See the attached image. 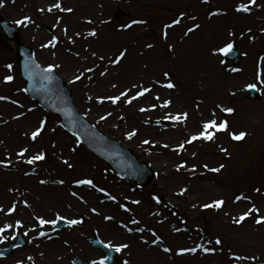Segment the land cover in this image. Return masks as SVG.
I'll return each instance as SVG.
<instances>
[{"label": "rangeland", "instance_id": "rangeland-1", "mask_svg": "<svg viewBox=\"0 0 264 264\" xmlns=\"http://www.w3.org/2000/svg\"><path fill=\"white\" fill-rule=\"evenodd\" d=\"M38 1L3 0L0 14L20 27L23 41L33 48L36 59L41 64L52 65L56 69L71 90L77 109L109 137L130 148L141 161L149 164L157 175L148 188H134L133 183L119 179L117 186L113 172L88 153L75 138L68 135L56 117L41 109L36 102L25 95L16 66L11 59L13 45L8 42L0 45V97H4L0 99V116L7 115L16 124L15 133L11 132L8 135V132L2 130L5 120H0V158H4L5 148L9 147L12 141L14 142L12 152L27 149L22 156H19L21 164L23 163L26 169L21 170L13 185L17 188L22 187L27 177L26 173L31 168L33 171H46L57 181L62 182L65 194L75 203H79L82 198L73 191V188H76L77 192L89 191L78 188L79 186L95 188L109 197V200L105 198L106 203L101 201L99 204L100 210L97 216L92 213L89 204L86 206V202L84 206L82 205L83 210L79 214H73L67 208L69 204L67 207L53 208L48 212L38 210L39 217L46 221H54L57 216L67 221H80L71 226L68 224L63 230L53 233L49 231L52 223H47L44 232L48 236L62 234L68 239L66 246H59L58 249L52 247L51 252L59 255L60 259L51 260L52 262L48 264H71L74 257L79 258L83 264H92L93 261L99 264L103 252L89 244L87 240L89 234L97 235L106 244L128 245L120 252L115 251L112 264H125V262L142 264V261L137 259V244L130 238H121V235L110 227L106 228L108 224L104 218L115 215L119 206L127 210L126 217L136 221L134 224L143 229L147 238L160 245L164 252L161 264H234L232 257L241 251L244 243H248L251 247L264 246V225L254 226V220L264 217V196L255 195L256 192L264 195V54L261 49V46L264 47V19H262L264 10L259 1L250 3V0H94L93 9L80 10L79 18L101 20L103 29L137 28L139 33L131 41L135 51L146 48V51L159 59V69L155 73L149 71V66L144 64L147 62L128 66L125 64V58L121 61L112 60L109 66L114 72L104 85L98 77L91 79L84 76L77 79L78 68L86 67L85 63L79 59L80 65L74 66L77 64L74 62L73 53L61 50L63 44L67 45L75 41V35L80 28L76 23L72 26L68 25L63 12L66 5H73L76 0L60 2L45 0L53 5L56 3L61 5L60 9L52 5V11L48 10L45 13L46 18L40 14ZM193 3L202 6L208 3L225 13H231L234 4L241 3L248 5L250 10L238 11L237 17L241 15L244 19L238 25L227 21L219 31L215 30L216 26H211L204 33L200 47L194 46L191 42L186 44V40L200 30V27L195 30L200 26V18L196 19L199 23H195L190 14L182 15L181 20L184 27L190 25L189 29L192 31L185 32L182 35L183 39L176 40L170 35L166 38L163 29L169 26V20L174 19L176 8L186 5L191 7ZM6 6L8 7L5 8ZM76 9L72 13L76 12ZM17 21L22 22L17 23ZM44 23L53 27L52 33L44 31ZM229 29H232L234 34H231ZM236 30L247 39H239ZM213 32L215 34H212ZM229 43L236 45L241 53L238 64L226 60L219 51ZM209 50H214L223 64L222 69L218 70V76H216L217 71L215 72L216 77L205 67L208 65L206 56ZM115 51L114 46L108 48V54H113ZM129 59L132 60L130 57ZM225 67L228 70L224 69ZM66 69H73L70 71L74 76L73 81L65 73ZM118 70H121L120 73L114 77ZM224 73L225 83L227 80L229 83L232 77L240 79L238 84L240 91L234 96H222L218 90V84L221 82L219 75L223 76ZM7 76H11L12 80L6 81ZM168 83H172L174 87H167ZM249 84L256 85L255 88L261 94L259 99L253 101L246 97ZM167 92L172 93L167 94ZM113 97L119 99L113 103L111 99ZM129 99L133 107H144L143 111L139 112L143 117L140 125L132 121L134 117L128 113L130 109L125 107L129 104L127 102ZM226 108L234 111L231 113L222 111ZM175 110L177 116L185 118L187 124L195 120L192 113L196 112L199 122L203 124L213 119L217 124L226 121V130L209 129V132L214 133V138L211 140L202 138L200 141L197 139L191 141L188 138L183 151L186 157L180 155L177 150L171 153L166 145L170 143L174 145L173 142H176V137L173 138L172 134L176 124L172 117ZM156 120L164 122L162 125H155ZM41 122H43L42 127ZM118 124H123V127H119ZM38 128L41 130L36 137L37 147L34 148L27 144L28 138L24 135L25 132L30 135ZM201 131L203 132V130H194L192 135L199 137ZM57 132H61L69 140L68 166L58 162L46 148L47 142H51ZM241 132L246 134L243 138L233 139V134ZM127 133L134 135L129 138ZM11 136H14V139ZM153 144L157 147H152ZM40 154H43V159L31 164L27 163L31 157ZM157 163L163 164L162 171L167 173L166 175L158 176ZM205 163L220 169L215 175L225 184L224 189L228 188L232 191L241 188V193L247 194L248 202L245 206L233 212L236 220L253 207L258 210L237 223L240 225L239 228L227 224L221 225L212 210L200 212V208L197 207L190 212L185 209L187 194L182 191V184L175 181L179 179L190 184L202 181L203 177L189 178V174L199 173L198 170L207 166ZM176 164L186 166L189 171L174 170ZM87 180H91L92 184L78 185L80 181ZM51 185L55 186V184ZM170 185H175L176 189H172ZM258 188L260 191H257ZM131 195H134L135 199L131 198ZM159 197L165 201V204L160 203ZM123 198L129 202H125ZM133 200H136V204H132ZM107 203L111 206H106ZM147 207L154 208L159 213L160 218H157L160 222H156L155 218L144 212ZM21 211L22 208L19 207L15 216L20 215ZM169 222L174 226L167 225ZM144 224L154 227L155 231ZM113 226L119 229L118 225ZM183 226L186 228L178 233ZM72 232L77 236L71 242ZM198 232L202 244L199 247L200 254L190 258L178 255L179 250H184L192 241V236ZM9 233L12 235L11 238L9 239L8 236L6 240L0 241V247L7 246L17 233L23 237L24 246L16 248L8 255L0 256V260H7L16 254L15 252H19L17 257L26 258L35 246L30 247L29 238L21 229ZM125 233L131 235L129 232ZM133 236L135 238L136 235ZM217 239L221 241L220 244L216 243ZM113 249L115 250L114 247ZM155 262L148 258L145 264H156ZM244 262L256 264L250 260ZM27 263L45 264L36 261Z\"/></svg>", "mask_w": 264, "mask_h": 264}, {"label": "bare ground", "instance_id": "bare-ground-1", "mask_svg": "<svg viewBox=\"0 0 264 264\" xmlns=\"http://www.w3.org/2000/svg\"><path fill=\"white\" fill-rule=\"evenodd\" d=\"M64 1V0H58ZM261 7L264 10V0H258ZM94 0H76L73 5H66L65 12V22L72 26L73 23L78 24L80 28L78 29L77 35H75V41L69 44H63L62 49L66 52H72L75 56V61L78 66L80 65V60L85 63L86 67L78 68L80 70V76H88L91 79L98 77L102 85H104L108 79L113 75L114 70L109 66L112 60L118 59L122 60L125 58V64L128 66L138 65V62H147L144 63L149 66V71L151 73H155L159 69L158 65V57L156 55L151 54L149 51H146V48H143L140 51H135V48L131 41L133 38L138 35L137 28H121V29H103L102 21L98 19H89V18H79L78 12L80 10H84V8L93 9ZM38 7L40 14L43 15V18H46L45 14L48 9L53 5L51 2H46L45 0H39ZM242 4V3H241ZM241 4H234L233 11L231 13H225L217 8H214L210 4L199 5L198 3H193L191 7L183 6L177 7L174 19L170 20V24L168 27L164 28L165 37L168 38L170 35L173 39L179 40L183 39L182 36L185 32H187L190 28V25L184 27V23L181 20L182 15L190 14L191 18H194L195 23H199L196 21L197 18H200V26H198L195 30L200 27V30L192 35V38L186 40V44L189 42L193 43L194 46L200 47L202 39L204 37V33H206L211 26H216V31L221 30L223 24H226L227 21L230 23L234 22V25H238L243 22V18L241 15H238L237 7ZM44 6V7H43ZM69 6V7H68ZM6 6L5 8H7ZM43 7V8H42ZM77 8V9H76ZM67 9H71V11H67ZM76 9V12L72 13ZM254 17V16H252ZM243 19V20H242ZM264 19V14L262 16ZM176 21H179L176 23ZM131 25V24H130ZM128 25V26H130ZM232 28V27H231ZM231 34H234L232 29H229ZM95 32V35H90L89 33ZM236 33L240 38L247 39L243 34L239 33L236 30ZM212 34H215L213 32ZM249 40V39H248ZM115 47L116 51L113 54H108V48ZM119 48V50H118ZM262 53L264 54V47L262 48ZM60 50V49H59ZM118 51V52H117ZM121 53L123 55L121 56ZM132 58V60L129 59ZM206 58L208 65L205 66L207 70L212 72L214 77L218 76V70L222 69L223 64L218 58L216 52L214 50H209ZM80 59V60H79ZM73 62V63H74ZM73 66V67H74ZM75 68V67H74ZM73 68V69H74ZM73 69H66V72L69 79H72L73 75L70 74V71ZM224 69L228 70L227 67ZM121 70L117 71V77ZM217 71V72H216ZM109 72V73H108ZM134 72V71H132ZM216 72V76H215ZM220 84H218V90L222 96L231 97L236 95L239 89L240 79L231 78V81L228 83L224 82L225 73L223 76L219 75ZM156 82L155 79H153ZM172 92H167V94H171ZM126 105V109H130L128 113L132 114L133 122L140 125L143 121V117L140 115V111H143V106L133 107L130 104ZM196 110V109H195ZM207 110V109H205ZM195 120L187 124L185 118L176 119L177 110L172 113V117L175 119L176 124L174 125V131L172 132L173 138L176 137V142L173 144H168L167 149L169 152L178 151L180 155L186 154L183 152L187 139L190 138L191 141H194L193 132L194 130H204L203 123L199 122L198 115L196 112L192 113ZM5 120V126L2 127V130L8 135L11 132L16 131L15 123L11 121V118L7 115L0 116V120ZM119 127H123V124H118ZM141 128V126H140ZM28 141L27 144L29 146H33L36 148L37 142L36 139L33 140L32 136L28 135L25 132ZM129 133H127V136ZM14 139V136H11ZM10 139V140H12ZM197 140H201V137H198ZM69 140L65 137L61 132H57L54 134L53 139L47 142L46 148L48 152H50L56 159H58L62 164L68 165L70 158V150H69ZM182 146V147H181ZM152 147H157L153 144ZM210 161V160H208ZM1 162V161H0ZM159 162V161H157ZM207 166L204 167V171L196 173V177H203L202 181H198L194 184L185 183L182 180L177 179L175 182L181 183L182 191L184 194H187V200L185 203V209L193 212L197 207L200 208V212H203L204 209L212 210L214 217L217 219V222L222 224H227L231 226H238L236 223V216L233 215V212L236 209L243 208L247 201V194L245 195L242 192L241 188H237L234 190H230L228 188H223L225 184L221 182V180L216 176L219 171H213V169H218L211 167L209 164L205 163ZM11 165V166H10ZM8 167L13 171L14 167L10 164ZM162 163H157V171L158 176L166 175L164 171H162ZM6 167L0 165V241L7 238L9 235L4 233L5 230H13L20 226H22L25 235L30 238V244L33 245L34 248L30 253H28L27 258H19L17 255L19 252H15L12 257L7 258V260H0V264H27L28 261H36L40 263L48 264L52 262L51 260L60 259L59 255H54L51 252L53 246L57 249L59 246H66L68 239L58 234L56 236H45L41 235L43 233V229L45 224L40 223L38 210L42 212H48L49 210H53V208L57 207H67L73 212V214H79L82 212V205L84 206V202L89 204L92 208L93 213L97 216L100 207L99 203L101 202V194L97 192L95 188L87 190L78 191V196L82 198L79 203H75L70 197L65 194L64 187L60 182L53 179V177L48 174L46 171L34 170L27 174V177L24 179V191L21 195H17L15 189L12 188L13 180L15 174L11 171H6ZM174 170H182L184 172L189 171V169L181 164H176ZM157 176V175H156ZM208 176H210L208 178ZM51 184H55L53 187ZM57 184V185H56ZM172 189H176L175 185H170ZM88 189V188H85ZM259 189V188H258ZM77 191V190H75ZM260 191V190H259ZM257 197L264 196L260 194V192H256ZM237 197H240L238 200ZM131 198L135 199L134 195H131ZM127 202L126 199H123ZM222 200L223 204L220 207H207L204 205H213L215 201ZM102 201L106 199L102 198ZM25 203V207L22 210V215L18 219H10L5 218V214L14 215L15 205ZM133 204H136L134 202ZM106 206H111L110 203H107ZM144 212L148 214L150 217L155 218L157 222H160L158 218H160L159 213L154 208L147 207L144 209ZM107 217V216H106ZM106 228L109 227L113 229L117 234L121 235V238H130L131 241H134L138 247V255L137 259L142 261V264L148 262V258L156 261V264H161L164 258V252L160 245L155 241L147 238L144 231H138V227L133 223L130 217H126V212L122 210V207L119 206L115 215H112L111 219H106ZM158 217V218H157ZM29 218V220H27ZM19 221V223H17ZM112 221V222H111ZM116 223H113L115 222ZM256 220H254V226H256ZM261 226L264 225V222L259 223ZM11 227H7V226ZM113 225H118L119 229H116ZM168 225H173L171 222ZM186 227H182L181 229H185ZM131 229V231H129ZM249 230H247L248 232ZM125 232H129L131 235L126 234ZM135 234V238L133 236ZM73 237H70L71 242L76 239V234L72 232ZM252 234H249L251 236ZM259 236V235H256ZM201 235L199 233H195L192 236V241L189 245L184 249H193L196 251H180L179 255L185 258H190L191 256L199 255V247H201ZM198 244V245H197ZM234 264H245V260L253 261L256 264H264V246L259 247H251L248 243H244L241 251L233 255Z\"/></svg>", "mask_w": 264, "mask_h": 264}, {"label": "snow or ice", "instance_id": "snow-or-ice-1", "mask_svg": "<svg viewBox=\"0 0 264 264\" xmlns=\"http://www.w3.org/2000/svg\"><path fill=\"white\" fill-rule=\"evenodd\" d=\"M2 2L3 0H0V5H2ZM250 3H255V0H250ZM52 7L54 8H57V9H60L61 8V5L59 3H56L54 4ZM49 11H52V8L50 7L48 9ZM237 11H243V12H248L250 9L248 7V5L246 4H241L237 7L236 9ZM67 11H71V9H67ZM27 19V18H26ZM22 21H17V23H21ZM179 21H176V23H178ZM133 23H138L137 21H133ZM198 27V26H197ZM189 31H192V29H189ZM90 35H95V32H92V33H89ZM233 48V45L231 43L227 44L226 47L224 48H221L219 49L220 52L222 53H229L231 52ZM123 55V53H121V56ZM9 67H11L9 65ZM53 70V66L50 65L47 69H46V74H50ZM233 71H237V69H233ZM167 75V73L165 74ZM77 79H79V77H77ZM5 80L6 81H11L12 80V77L11 76H7L5 77ZM167 87L171 88V87H174V85L172 83H168L166 85ZM248 88H255L256 85L255 84H249L247 85ZM145 91H147V89H145ZM143 94V93H141ZM0 99H4V97H0ZM113 100V103H115L119 97H113L111 98ZM167 103V102H166ZM222 111L224 112H228V113H231L233 112L234 110L231 109V108H226V109H222ZM186 116V114H184ZM176 119H180V117H176ZM43 126V122H41V127ZM226 127H227V122L226 121H223L219 124H217L216 120H211V121H208V122H205L204 125H203V128H204V131L200 133V137H202L203 139L205 140H211L214 138V133L213 132H209L208 130L209 129H214L216 131H221V130H226ZM40 128H38L36 131H34L31 136H32V139L35 140L37 135L40 133ZM129 138H131L132 135H134V133H129ZM246 134L241 132L239 134H233V139H236V140H240L241 138H243ZM198 137H193L192 139H197ZM145 143H147V141H145ZM182 147V146H181ZM27 151V149H24L22 150L19 155H23L24 152ZM40 159H43V154H40V155H36V156H33L31 157L27 163L31 164L33 162H35L36 160H40ZM2 163V162H0ZM221 168L223 167V165L220 166ZM220 169H213V171H219ZM79 183L81 184H88V185H91L92 184V181L91 180H87V181H80ZM257 191H259V189H257ZM112 199H115L114 197H112ZM237 199L239 200L240 197H237ZM138 203V202H137ZM223 204V201L222 200H218V201H215L213 205H204L205 208L207 207H220L221 205ZM95 211V210H93ZM258 211L255 207H253L252 209H250L248 212L244 213L238 220H236V223H240L241 221H243L248 215H251L252 213ZM60 219H64L63 217H60ZM106 219H111V217H106ZM68 224L71 226V225H75V224H78L80 223V221L78 220H68L67 221ZM261 222H264V217H260V218H257L256 219V223H261ZM19 223V221L17 222ZM40 223L41 224H46V223H55V221H45L43 219H40ZM133 223H136V221H133ZM7 227H11L10 225L7 226ZM138 231H142V229H137ZM0 231H3V229H0ZM129 231H131V229H129ZM41 235H44V233H41ZM155 242V241H154ZM216 243L217 244H220L221 241L219 239L216 240ZM105 247L107 248H115V251L116 252H120L123 248H126L128 247V245L126 244H121V245H112V244H106ZM165 251H168V249H165ZM184 251H192V252H195L196 249L193 248V249H186ZM204 251H209V249H204ZM109 257L108 256H105L102 260L99 261V264H105V261L108 260ZM92 264H97L96 261H93ZM126 264V262H125Z\"/></svg>", "mask_w": 264, "mask_h": 264}, {"label": "water", "instance_id": "water-1", "mask_svg": "<svg viewBox=\"0 0 264 264\" xmlns=\"http://www.w3.org/2000/svg\"><path fill=\"white\" fill-rule=\"evenodd\" d=\"M1 24V19H0ZM17 53L14 56L20 64V56L28 55V51L21 47L19 42H16ZM25 58L22 59V63H24ZM23 77L25 79V85L29 93H31L34 97L40 99L42 103H49L52 109H55L58 112L64 113L65 111L70 112L69 109L65 108V98L64 95L58 94L51 89L49 85L46 84L44 80L40 77L33 75L29 69H21ZM102 144L105 142L103 140H99ZM118 160V159H117ZM119 165H121L119 163Z\"/></svg>", "mask_w": 264, "mask_h": 264}]
</instances>
